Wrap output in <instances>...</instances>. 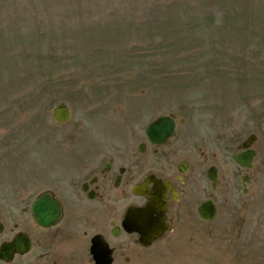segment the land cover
Listing matches in <instances>:
<instances>
[{
  "label": "rangeland",
  "instance_id": "obj_1",
  "mask_svg": "<svg viewBox=\"0 0 264 264\" xmlns=\"http://www.w3.org/2000/svg\"><path fill=\"white\" fill-rule=\"evenodd\" d=\"M58 102L72 113L63 124L51 116ZM169 113L183 153L222 168L218 214L201 221L193 196L182 229L114 264H264V0H0V243L34 236L46 162ZM249 134L242 193L230 154ZM65 243L75 257L65 264H87L85 243ZM39 253L14 263L49 264Z\"/></svg>",
  "mask_w": 264,
  "mask_h": 264
},
{
  "label": "flooded vegetation",
  "instance_id": "obj_2",
  "mask_svg": "<svg viewBox=\"0 0 264 264\" xmlns=\"http://www.w3.org/2000/svg\"><path fill=\"white\" fill-rule=\"evenodd\" d=\"M173 119V136L164 143L152 142L146 135L148 124L136 120L120 135L95 141L88 137L82 151L45 163L49 166H44L47 172L42 180L49 182V186L36 197L47 192L59 202L62 213L53 227L36 225L33 237L32 231H24L39 248L41 260H49V264L74 260L75 257L65 255V241L74 239L88 248L78 252L79 260L93 264L89 247L95 238L108 245L111 264L119 260L129 263L147 247L140 245L137 232L125 229L124 222L134 221L144 211L149 220L161 219L169 226L171 230L163 237L182 229V212L187 213L192 196L203 194L200 201L212 198L216 204V193L207 194L208 186L212 191L215 188L209 181H206L208 186H202L201 181L204 173L200 166L208 161V156L202 154L201 163L183 157L182 128L177 131L174 115ZM179 123L182 127V118ZM217 172L221 185L224 174L218 167ZM229 179L225 180L226 185ZM186 188H189L187 192ZM78 235L82 238H77ZM17 257L21 256H15L14 260Z\"/></svg>",
  "mask_w": 264,
  "mask_h": 264
},
{
  "label": "water",
  "instance_id": "obj_3",
  "mask_svg": "<svg viewBox=\"0 0 264 264\" xmlns=\"http://www.w3.org/2000/svg\"><path fill=\"white\" fill-rule=\"evenodd\" d=\"M53 118L57 122H64L68 120L70 113L68 108L64 103H59L52 109ZM172 121L168 119V117H159L154 122H152L148 127V133L151 137H153L156 141H160L164 137L170 135L172 133ZM253 139V136L248 138V142L250 143ZM253 155L252 151H246L238 153L234 155L233 158L236 162L241 165H249V161ZM31 212L33 214V218L36 222L43 224L45 226L50 225L51 223H55L59 217V206L54 202L49 200L47 197H43L35 201L31 207ZM198 213L200 217L205 220H210L213 217V206L210 203H203L199 209ZM138 230L141 234H152L150 228L147 225L138 227ZM29 241L22 235H17L10 245L2 244L0 246V257L4 260H9L11 254L13 252L24 253L28 250ZM103 251L100 248L92 247V252L97 264H103L100 260V254L98 252ZM105 256H108V253H105ZM110 260H106L105 264L109 263Z\"/></svg>",
  "mask_w": 264,
  "mask_h": 264
}]
</instances>
